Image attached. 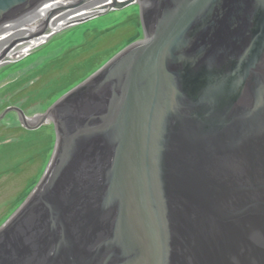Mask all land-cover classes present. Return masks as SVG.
I'll use <instances>...</instances> for the list:
<instances>
[{
	"label": "water",
	"instance_id": "obj_1",
	"mask_svg": "<svg viewBox=\"0 0 264 264\" xmlns=\"http://www.w3.org/2000/svg\"><path fill=\"white\" fill-rule=\"evenodd\" d=\"M134 4L142 40L2 115L56 144L0 264H264V0H0V68Z\"/></svg>",
	"mask_w": 264,
	"mask_h": 264
},
{
	"label": "rangeland",
	"instance_id": "obj_2",
	"mask_svg": "<svg viewBox=\"0 0 264 264\" xmlns=\"http://www.w3.org/2000/svg\"><path fill=\"white\" fill-rule=\"evenodd\" d=\"M126 12L122 20L99 26V23ZM75 30L82 31L84 36L79 42L69 43L68 37ZM143 36L140 8L134 4L78 23L73 31L49 39L0 70V226L39 183L56 144L51 117L39 128L28 129L33 132L26 131L24 136L26 127L19 114L8 112L1 119L4 112L15 107L28 118L44 115L67 90L76 87ZM60 44L62 50L54 53L52 49ZM77 66L80 68L74 70ZM71 70L77 72L68 77L66 73ZM10 146L14 147L13 151L8 149ZM21 163L25 170L19 168ZM16 169L18 173H10Z\"/></svg>",
	"mask_w": 264,
	"mask_h": 264
},
{
	"label": "bare ground",
	"instance_id": "obj_3",
	"mask_svg": "<svg viewBox=\"0 0 264 264\" xmlns=\"http://www.w3.org/2000/svg\"><path fill=\"white\" fill-rule=\"evenodd\" d=\"M139 2L141 3V0H139ZM138 6H139V5H138ZM126 14H127V12H126V13H119V14L115 15L113 18L107 19V20H105V21L99 23V26H105V25H108V24H112L113 22H116V21L122 20V19L126 16ZM82 20H83V19H82ZM78 23H80V22H79V21L76 22L74 27H76V25H77ZM83 36H84V35H83L82 31H77V32H76V30H75L74 33L68 37V39H70V42H69V43L79 42V41L82 40ZM47 41H48V40L43 41V42L40 43L39 45L35 46V47L32 48L31 50H29V51H27L26 53H24L23 55L30 53L33 49H36L37 47H39L40 45L46 43ZM61 44H62V43H61ZM61 44L58 45V47H54V48L52 49V50H54V53H59V52L62 50V46H63V45H61ZM23 55H21V56H23ZM21 56H19V57H21ZM7 65H9V63H8ZM7 65H5V66H7ZM5 66H3V67H5ZM3 67H2V68H3ZM2 68H0V70H2ZM100 69H101V68H100Z\"/></svg>",
	"mask_w": 264,
	"mask_h": 264
},
{
	"label": "trees",
	"instance_id": "obj_4",
	"mask_svg": "<svg viewBox=\"0 0 264 264\" xmlns=\"http://www.w3.org/2000/svg\"><path fill=\"white\" fill-rule=\"evenodd\" d=\"M50 64H51V63H50ZM50 64H49V65H50ZM47 66H48V65H46L45 67H47ZM79 68H80V67L77 66L74 70L79 69ZM43 70H44V69H43ZM38 72H39V71H38ZM75 72H77V71H72V70H71V72L69 71V73H66V75H67L68 77H71V76H73V75L75 74ZM53 84H54V83H53ZM67 89H69V88H67ZM67 89H65V90H67ZM71 89H72V88H70L69 90H67V92L70 91ZM67 92H66V93H67ZM58 93H60V92H58ZM26 134H27V132H24V136H25ZM10 147H12V146H10ZM10 147H8V149H9L10 151H13L14 147H12V148H10ZM8 149H6V150H8ZM19 168L21 169V171L26 169V167L23 166V163L20 164ZM12 171H13V170H12ZM10 173H11V174H13V173L15 174V173H18V172H17V169H16V171L14 170L13 172H10ZM17 203H18V202H16L15 205H16ZM21 204H22V203H21ZM9 217H10V215L5 219V221H6ZM5 221H4V222H5ZM4 222H3V223H4Z\"/></svg>",
	"mask_w": 264,
	"mask_h": 264
},
{
	"label": "flooded vegetation",
	"instance_id": "obj_5",
	"mask_svg": "<svg viewBox=\"0 0 264 264\" xmlns=\"http://www.w3.org/2000/svg\"><path fill=\"white\" fill-rule=\"evenodd\" d=\"M35 123V121H31L29 124H34ZM24 131L26 132H33V131H30V130H28L27 128L26 129H24Z\"/></svg>",
	"mask_w": 264,
	"mask_h": 264
}]
</instances>
